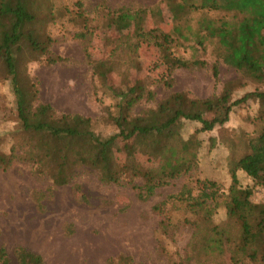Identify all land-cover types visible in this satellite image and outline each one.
Returning a JSON list of instances; mask_svg holds the SVG:
<instances>
[{
    "label": "trees",
    "instance_id": "obj_1",
    "mask_svg": "<svg viewBox=\"0 0 264 264\" xmlns=\"http://www.w3.org/2000/svg\"><path fill=\"white\" fill-rule=\"evenodd\" d=\"M163 2L172 11L169 29L138 30L118 43L112 55L118 50L125 51V55L136 54L142 44L165 48L170 56L167 78L162 81L166 88L171 87L172 71L188 68H209L217 85L221 63L261 89L234 98L236 88L242 86L236 81L224 84L219 94L204 100L175 92L156 102L155 93L147 85L134 81L117 88L108 83L103 66L93 67L98 89L113 101L104 108L103 119L114 131L101 137L93 131L87 117L57 114L43 103L32 107L37 96L34 93L29 98L19 87L14 53L21 42L35 52L44 53L49 40L39 42L38 35L30 32L37 19L29 11L27 0H0V65L10 77L20 121L19 132L13 136L8 154L0 153V167H9L15 159L28 162L35 166L38 174L47 175L55 186L68 184L75 168L85 167L96 172L106 184L127 181L137 198L146 200L172 180H185L194 175L203 144L201 135L223 127L232 109L251 101L257 105L253 117L257 125L252 134L242 136L241 150L227 155L230 179L227 191L220 192L214 181L196 179L197 195L184 183L180 192L170 197L184 205L186 215L181 221L163 213L167 201L154 210L163 215L158 224L163 236L171 237L173 224L191 230L183 253L178 250L170 253L167 264H264V202L253 200L254 187L264 191V0ZM127 12L124 9L109 12L105 18L107 21L123 19ZM211 12L231 16L205 17L195 30L186 25L188 17L191 18L189 15L206 16ZM82 13L80 5L75 15L81 20ZM87 22L84 18L83 31L76 34L77 38L83 40L90 33ZM180 51H189L191 56L184 57ZM198 54H209L214 61L209 64ZM59 61H62L60 57L47 52V64ZM94 91L97 96L96 89ZM153 102L155 106L137 110ZM205 111L213 112L212 117L207 118ZM187 123H196L198 127L184 135ZM209 142L211 150L215 139L211 137ZM20 150H23L22 155L18 154ZM133 155L146 156L152 166L120 162L122 157ZM239 176L249 179L252 186H243ZM136 179L141 184H136ZM217 213L220 216L215 220ZM14 255L17 264H44L39 254L20 246L14 249ZM130 263L131 258L124 255L106 261V264ZM0 264H10L3 247H0Z\"/></svg>",
    "mask_w": 264,
    "mask_h": 264
},
{
    "label": "rangeland",
    "instance_id": "obj_2",
    "mask_svg": "<svg viewBox=\"0 0 264 264\" xmlns=\"http://www.w3.org/2000/svg\"><path fill=\"white\" fill-rule=\"evenodd\" d=\"M163 1L166 0H27L29 11L37 19L30 32L38 35L39 42L49 40L44 53L31 50L24 42L14 53L19 87L29 98L36 93L32 107L43 103L57 114L87 117L93 131L106 137L114 130L104 122V108L113 101L98 89L93 67L103 66L108 83L117 88L134 81L147 85L155 93L156 102L175 92L204 100L219 94L224 84L236 81L242 86L236 88L234 98L261 89L221 63L217 85L209 68H188L172 71L171 87L166 88L162 81L167 78L170 56L165 48L142 44L136 54L125 55V51L118 50L112 55L118 43L138 30L169 29L172 11ZM80 5L90 30L83 40L76 37L83 31L84 18L80 20L75 15ZM120 9L128 11L125 18L107 21L106 13ZM142 9L146 11L137 12ZM189 16L186 25L195 30L205 17L230 18L231 15L211 12L206 16ZM47 52L62 61L47 64ZM180 53L191 56L189 51ZM198 56L209 64L214 61L209 54ZM9 78L0 65V153L4 155L8 154L20 127ZM156 102L139 106L137 110L155 106ZM256 112L257 105L251 101L232 109L223 127L201 135L203 144L195 174L185 180H172L146 200L138 199L127 181L106 184L96 172L85 167L75 168L68 184L55 186L47 175L38 174L28 162L15 159L9 167L1 166L0 247L6 250L10 264H17L14 249L18 246L39 254L44 264H106L107 259L118 255L129 256L130 264H167L170 253L175 250L183 253L191 230L173 224L171 237L163 236L158 230L163 215L154 207L167 201L163 213L181 221L186 215L184 205L170 197L177 195L184 183L192 187L195 195L196 179L214 181L220 192H226L230 184L227 155L237 154L242 147V136L254 132ZM204 114L210 118L213 112ZM197 127L196 123H187L183 134L188 135ZM211 137L215 146L209 150ZM18 154L22 155L23 150ZM147 161L146 156L133 155L122 157L120 162L152 166ZM239 179L243 186H252L249 179L241 176ZM134 182L141 184L137 179ZM253 200L264 202V191L254 187ZM218 211L223 215L222 210ZM218 216L217 213L215 220Z\"/></svg>",
    "mask_w": 264,
    "mask_h": 264
}]
</instances>
